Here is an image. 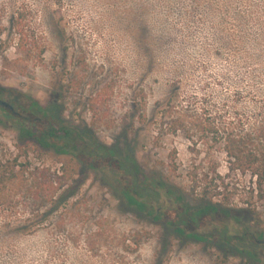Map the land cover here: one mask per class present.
<instances>
[{"label":"rangeland","instance_id":"1","mask_svg":"<svg viewBox=\"0 0 264 264\" xmlns=\"http://www.w3.org/2000/svg\"><path fill=\"white\" fill-rule=\"evenodd\" d=\"M18 11L39 47L17 46L10 23ZM0 21L8 25V46L0 42V99L14 106H0V141L15 150L29 108L60 103L68 122L90 126L101 142H129L144 171L185 200L165 195V206L188 217L176 226L185 240L167 236L160 223L123 208L121 175L79 167L87 178L66 205L64 226L4 231L0 264H244V257L225 259L196 238L223 222L234 232L242 228L220 209L195 205L202 190L192 188V166L208 152L227 172L221 145L195 146L188 123L174 126L191 115L209 118L214 129L236 112L251 124L264 119V0H0ZM66 159L49 152L32 163L55 170ZM208 191L215 201L228 195L230 206L246 197L244 190ZM260 210L258 224L246 222L264 233L262 202ZM204 213L212 221L200 220ZM245 246L264 264V244Z\"/></svg>","mask_w":264,"mask_h":264},{"label":"trees","instance_id":"2","mask_svg":"<svg viewBox=\"0 0 264 264\" xmlns=\"http://www.w3.org/2000/svg\"><path fill=\"white\" fill-rule=\"evenodd\" d=\"M11 19L16 20L15 24L10 23V28L17 37V46L24 49L39 47L35 35L28 32L20 21L21 12H15ZM7 27V24L0 21V42L4 49L8 42L2 37ZM43 51L44 48H41ZM23 116L22 121L28 125L17 127L16 149L0 141V234L6 230L15 234H28L43 225L56 230L62 228L66 205L73 197H79L82 184L87 178V174L84 176L79 170L80 167L87 171L95 169L102 170L104 174L110 171L121 175L124 187L118 197L123 208L140 218L160 223L167 236L185 240L183 233H177L179 231L176 227L188 220L183 213L184 209L176 214L175 209L165 206L164 202L166 195L181 204L185 202L183 196H178L174 186L162 177L145 172L129 142H124V147L101 142L90 126L68 122L63 116L61 104L56 102L48 107L34 103L28 114ZM185 122L192 131L188 134L190 141H201L204 145L214 141L221 145L227 158V172L224 173L219 168V162L208 152L204 153L201 163L194 162L192 188L202 190L199 202L195 205L220 209L234 225L242 226L240 232H234L230 223L223 222L203 235L197 233L195 237L219 249L225 259L239 255L244 257V264H259L254 252L245 244H264V233L252 230L246 222L258 224L262 219L260 203H264V119L251 124L247 116L236 112L232 118L225 117L218 129H214L209 118L208 121L200 120L191 115L190 121L182 118V124L177 126L175 123V131L184 126ZM121 149H124L122 156L119 152ZM195 151L198 157L202 154L197 148ZM49 152L67 159L55 170L50 166H36L32 163L34 156L40 157ZM232 177L235 182H232ZM36 181L45 190H32L33 182ZM208 190H244L246 197L242 198L241 205L230 206L228 195L215 201L213 195L216 194L209 195ZM221 193L217 192L218 195ZM146 208H152L157 218L152 219L150 216L153 213H147ZM203 218L212 221L209 215L201 216L200 220Z\"/></svg>","mask_w":264,"mask_h":264},{"label":"water","instance_id":"3","mask_svg":"<svg viewBox=\"0 0 264 264\" xmlns=\"http://www.w3.org/2000/svg\"><path fill=\"white\" fill-rule=\"evenodd\" d=\"M0 104L4 105V106L12 107L11 103H9L8 101H5V100H1V99H0Z\"/></svg>","mask_w":264,"mask_h":264},{"label":"flooded vegetation","instance_id":"4","mask_svg":"<svg viewBox=\"0 0 264 264\" xmlns=\"http://www.w3.org/2000/svg\"><path fill=\"white\" fill-rule=\"evenodd\" d=\"M1 100H2V99H1ZM5 101H6V100H5ZM9 103H10V102H9ZM0 106H3V107H5V108H7V109H9V110H13V107H14V106H12V107H8V106H4V105H1V104H0Z\"/></svg>","mask_w":264,"mask_h":264}]
</instances>
